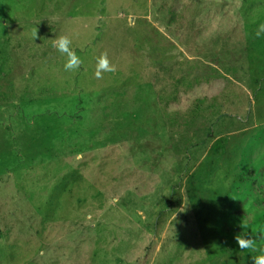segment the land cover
Listing matches in <instances>:
<instances>
[{"label":"rangeland","instance_id":"1","mask_svg":"<svg viewBox=\"0 0 264 264\" xmlns=\"http://www.w3.org/2000/svg\"><path fill=\"white\" fill-rule=\"evenodd\" d=\"M261 24L264 0H0V264H252Z\"/></svg>","mask_w":264,"mask_h":264},{"label":"clouds","instance_id":"2","mask_svg":"<svg viewBox=\"0 0 264 264\" xmlns=\"http://www.w3.org/2000/svg\"><path fill=\"white\" fill-rule=\"evenodd\" d=\"M262 34H264V24L258 26L254 35L256 38H259ZM33 36L34 39L37 38V29L34 30ZM71 44L72 41L67 36H60L53 40V47L67 57L64 70L75 72L82 64V60L72 50ZM115 70V66L110 63L107 53H103L96 60L94 76L97 79H102V73L114 72ZM234 239L241 252L247 250L258 252V255L251 258L252 264H264V247H259L254 238L250 237L247 233L241 232Z\"/></svg>","mask_w":264,"mask_h":264},{"label":"trees","instance_id":"3","mask_svg":"<svg viewBox=\"0 0 264 264\" xmlns=\"http://www.w3.org/2000/svg\"><path fill=\"white\" fill-rule=\"evenodd\" d=\"M240 160V157H238V156H236L235 158H234V164H232V168H235L236 170H241L240 168H241V166H236L237 164H238V161ZM234 174V175H233ZM229 178H232V177H234V178H238V180L240 179L238 176H237V173H234V171H233V173H229ZM237 176V177H236ZM193 180H192V182L190 181V183H189V186H190V188L191 187H193ZM198 188H200V189H207V190H210V188L211 187H209V186H207L206 184H203V183H200L199 185H198ZM188 192H190V191H188ZM224 192V188H222L221 189V193H223ZM191 198V197H190ZM193 198V197H192ZM219 206H220V208L221 209H223V211H224V209H225V206H224V204H222V203H217Z\"/></svg>","mask_w":264,"mask_h":264}]
</instances>
